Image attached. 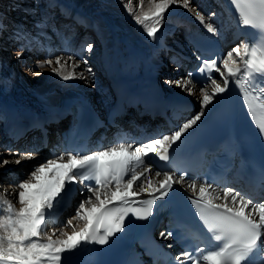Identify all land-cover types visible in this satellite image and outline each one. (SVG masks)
<instances>
[{
    "label": "bare ground",
    "instance_id": "1",
    "mask_svg": "<svg viewBox=\"0 0 264 264\" xmlns=\"http://www.w3.org/2000/svg\"><path fill=\"white\" fill-rule=\"evenodd\" d=\"M10 1L17 11L15 13L19 14L14 16V20L18 23L16 30L21 33L18 43H15L16 37L8 35L9 27L0 23V47L6 48V42L15 41L14 60L22 51L20 47L23 44L20 42L31 43L30 47H23L24 50L37 47V40H42L45 47L44 50L38 47L41 50L40 56L34 61L33 68L43 70V75L36 77L33 86L28 85L15 72L13 64L0 52V121L4 120L0 127L3 129L0 131V145L7 149L14 145L11 131L18 130V126L28 118V113L49 119L51 125L56 124V120L73 104L80 107L92 106L101 114H107L106 105L111 107L113 103L109 99L112 89L98 83L97 79L88 77L92 86L90 94L93 95L90 98L86 94L87 89L75 74L76 69L82 67L79 59L84 57L85 52L83 45L80 49L77 44L85 42L87 35H95L101 47L102 71L107 72L113 80L125 76L148 90L156 85L165 96L171 99L184 98L196 105L195 112L181 124L182 129L177 134L156 139L147 144L145 149L108 145L100 152L105 159L123 157L128 162H133L130 176L117 186L107 185L78 194L79 182L71 171L65 170L66 166L74 162V158L59 147L55 152L44 150L39 154L28 153L18 160H12L14 164L9 168L16 166L15 170L5 172L1 168L3 171L0 172V181L13 182L15 179L16 184H21L22 177L27 178V173L36 169L35 174L38 176L36 182L30 183V188L25 187L23 190L19 184L16 185L13 196L18 198L21 206H15L9 193H2L0 197V208L13 213L11 221L16 226L12 230L13 237L0 233V264H84L93 252L91 229L101 210L126 196H149L158 191L169 174L158 171L151 163L152 157L166 151L173 142L197 125L233 88V81L243 67V55L248 49V43L244 39L237 42L235 40L247 31L248 25L234 0H217L224 11H216L214 17L207 14L213 6V0H141L137 13L127 12L119 0ZM3 4L4 1L1 0L0 6ZM39 4L42 6L40 11L37 10ZM69 17L74 22L72 27H78L75 41L69 40L59 29ZM76 20H83L87 29L79 27V23L75 24ZM193 22L211 30L229 47L216 79L202 89L192 83L186 73L182 74L183 70L177 68V64L184 60L183 54L189 50ZM172 41L177 46L171 44ZM49 50H52L50 57L58 52L63 53L61 58H55V64L46 63L48 59L44 60V64L53 68L52 71V68H44L45 65H41L43 61L40 60L42 56L47 57ZM237 53L239 57L236 56ZM170 55V60L175 64L173 66L165 63ZM71 61L78 63L74 65L69 63ZM167 65L177 72L174 75L166 72L165 79L162 78L161 71ZM171 78L180 81H171ZM7 154L11 158L15 155V150L11 149ZM88 157L90 156L84 159ZM56 166H61V170L56 172ZM182 182L185 188L193 189L194 193L199 192L200 196L207 199H225V195L217 188ZM227 191L231 193L227 202L243 201L241 211L254 215L256 219L264 211V201H252L235 189ZM65 192L74 195L75 203L66 212L63 211L60 197ZM236 197L237 200L234 201ZM79 202L83 204L77 209L76 215L69 218ZM236 207L239 208V205ZM262 217L264 218V213ZM62 223H66L64 228L60 227ZM45 225L46 228L53 227L52 237L45 236ZM163 237L164 232L160 239Z\"/></svg>",
    "mask_w": 264,
    "mask_h": 264
},
{
    "label": "rangeland",
    "instance_id": "2",
    "mask_svg": "<svg viewBox=\"0 0 264 264\" xmlns=\"http://www.w3.org/2000/svg\"><path fill=\"white\" fill-rule=\"evenodd\" d=\"M1 1V0H0ZM4 4L3 6H0V23H4L6 26L9 27V34L8 35H13V37L15 38L14 40L17 41L18 39V30H16V26H18V23L14 20V16H18V13H15L17 11L14 10L13 8V2H11L10 0H3ZM217 0H213L212 3L214 4L212 6L211 9L208 10L207 14L211 17L215 16V12L216 11H222L223 9L221 8V6L216 3ZM119 2L121 3V6L123 9H125L127 12H132V13H137L140 10V6H141V0H119ZM37 10L40 11V4L37 6ZM66 23H64L63 27L59 28L60 30L63 31V33L66 34L67 29L65 28ZM16 30V31H15ZM75 32H72L71 34V38L72 35H74ZM175 38V37H174ZM15 41H10V42H6V48L3 46L2 48L0 47V52L2 53L3 56L6 57V59H8L12 64H13V69L15 70V72H17L19 75H21L23 77V79L25 80V82L28 85H34L35 83V79L37 76H41L43 75V70L39 71V70H34L33 65H34V61L39 59V53L35 52L34 49L27 51L24 50L25 48H23V50L20 53V56H18V58L16 60L13 59V49H14V42ZM13 42V43H12ZM16 43V42H15ZM10 44V45H9ZM79 44V43H78ZM77 44V47L79 46L82 49V45H83V50L84 52V57L79 59V63H81L82 67L81 68H77L75 71L76 76H78L81 80V83L83 84V86L87 89L86 94L89 95L90 98H93V95L90 94V92L92 91V86L91 83L88 81V77H92V73L93 70H102L103 69V63L101 61V47L98 45L97 40L95 38V35H87L86 36V40L83 43H80L79 45ZM171 44H174V46H177V44L175 43V41H172ZM59 48V47H57ZM187 50V49H186ZM238 54V53H237ZM63 55V53L58 52L55 55H52L50 57V55H47V57L42 56L40 60H42V64L41 65H45L44 68H52L50 65H46L44 64V60L46 61L48 59V61L46 63H50L52 62L53 64H55V58H61ZM237 57H239V54L236 55ZM170 58L171 55L165 60L168 64H171L172 66L174 64H172V62H170ZM71 64L76 65V63L78 62H69ZM170 65H167L166 67H164V70L161 71L162 72V78L166 79V72H170L172 75H174L175 72H177L175 69H173V67H169ZM176 67V66H175ZM179 68V67H177ZM223 71H224V67H222ZM53 70V68L51 69V71ZM175 70V71H174ZM31 73V75H30ZM182 74H185L184 72H182ZM94 78V77H93ZM174 78H171V81ZM174 81H180L178 79H174ZM202 89V88H201ZM1 122H0V127H1ZM1 131V130H0ZM54 149V148H53ZM10 150L7 149L5 146L0 145V172L4 171L8 172L10 170H15L16 166H13L11 168H9L10 165H13L14 162H12V160H18L20 158H22L23 155H21V153H18L15 151V155H13V157H9V155L7 154L8 151ZM3 168V169H1ZM60 169H58L57 167L55 168V171L58 172ZM37 171V169H36ZM36 171L32 170L29 173H27L28 177L25 179L22 177L21 179V184L18 182L16 184V180L14 179L13 182L11 181H6V180H1L0 181V197L3 194H10V196L13 197L14 200V204L16 207L21 206L20 201L18 200V198H16V196H13L15 194V187L16 185H18L20 187V189H26V188H30L31 184H33L34 182L37 181V176L36 175ZM36 177H35V175ZM19 175H21V172H19ZM17 173V176H19ZM24 175V174H22ZM31 176V177H29ZM36 179V180H35ZM33 181V182H32ZM15 182V183H14ZM31 183V184H30ZM64 183V182H62ZM30 184V185H29ZM26 187V188H25ZM40 193V191H38ZM3 193V194H2ZM1 200V198H0ZM82 202H79L78 205H76V207L74 208V211L69 215V218L73 217L74 215H76L77 213V209L80 208V206L82 205ZM14 218L13 213H7L5 212V210L1 207L0 208V233L3 235H8L9 237H13L14 233L12 232V230L16 229L15 222L11 221ZM66 224V223H65ZM65 224L62 223L60 224V227H65ZM52 229L53 227H48L46 228V225L43 228V231L45 232V236L46 237H52L53 233H52ZM6 230H10V232H6L4 233L3 231ZM162 234V232H161ZM160 234V236H161Z\"/></svg>",
    "mask_w": 264,
    "mask_h": 264
}]
</instances>
